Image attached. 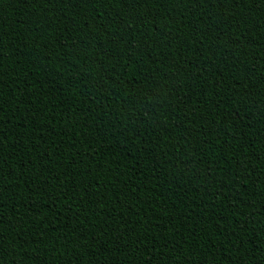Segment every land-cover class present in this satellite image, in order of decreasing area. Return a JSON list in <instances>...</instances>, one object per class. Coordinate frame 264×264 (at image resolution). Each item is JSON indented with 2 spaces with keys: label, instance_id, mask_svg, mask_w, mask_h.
I'll use <instances>...</instances> for the list:
<instances>
[{
  "label": "trees",
  "instance_id": "1",
  "mask_svg": "<svg viewBox=\"0 0 264 264\" xmlns=\"http://www.w3.org/2000/svg\"><path fill=\"white\" fill-rule=\"evenodd\" d=\"M0 264H264V0H0Z\"/></svg>",
  "mask_w": 264,
  "mask_h": 264
}]
</instances>
